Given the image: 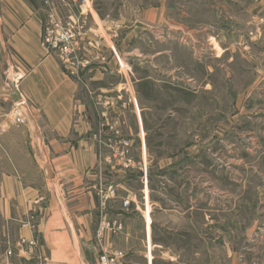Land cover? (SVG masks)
<instances>
[{"label": "crops", "instance_id": "0c3cea01", "mask_svg": "<svg viewBox=\"0 0 264 264\" xmlns=\"http://www.w3.org/2000/svg\"><path fill=\"white\" fill-rule=\"evenodd\" d=\"M80 2L0 0V109L16 102L14 85L26 102V123L8 125L0 135V264H102L103 254L115 264H153L155 258L145 242L152 220L138 200L148 136L138 98L149 90L138 87L142 78L120 70L111 39L122 23L134 30L127 35H137L144 13L136 9L128 17L122 0ZM71 21L83 31L80 58L92 60L76 73L42 45L49 25ZM128 95L135 120L130 132ZM126 139L129 146L136 141L137 158L128 154ZM111 188L115 196L101 204ZM106 222L122 228L100 231ZM22 237L35 240L31 255L20 249Z\"/></svg>", "mask_w": 264, "mask_h": 264}, {"label": "rangeland", "instance_id": "374dc122", "mask_svg": "<svg viewBox=\"0 0 264 264\" xmlns=\"http://www.w3.org/2000/svg\"><path fill=\"white\" fill-rule=\"evenodd\" d=\"M124 1L144 13L137 35L122 23L111 39L123 74L151 90L138 200L153 264H264V0Z\"/></svg>", "mask_w": 264, "mask_h": 264}, {"label": "built area", "instance_id": "2783aa9c", "mask_svg": "<svg viewBox=\"0 0 264 264\" xmlns=\"http://www.w3.org/2000/svg\"><path fill=\"white\" fill-rule=\"evenodd\" d=\"M86 0H81L80 4L85 5ZM78 21H71L66 24L63 23H52L49 25L43 34L42 45L49 51L54 53L64 64H68L71 67V73H76L81 67H87L91 64V58H80V38L83 31L78 26ZM115 28H119L116 25ZM114 35H117L116 29L113 30ZM98 41V40H97ZM95 46H99L97 43ZM113 52L117 57L120 70H124L125 66L117 53L115 47L112 45ZM74 70V71H73ZM26 102L24 100H18L14 103L11 109L8 111H3L0 109V135L5 131L8 125H22L26 123L25 115ZM129 140L123 142L125 147H129ZM128 149V148H127ZM142 175L144 184L148 183V168L147 164L143 163L141 165ZM115 188H111L109 192L101 194V204L105 205L108 199L115 196ZM124 206L128 207L131 203V199L127 198L124 200ZM100 231L104 230L105 227H109L113 232L121 230V224L116 226L111 225L109 222L104 223ZM18 245L22 251L27 255H31L35 248V240L26 239L22 237L18 241ZM12 249H8L7 256L12 255ZM100 261L102 264H115V260L109 258L106 254L100 256ZM36 264H44L43 261H38Z\"/></svg>", "mask_w": 264, "mask_h": 264}, {"label": "trees", "instance_id": "16d2710c", "mask_svg": "<svg viewBox=\"0 0 264 264\" xmlns=\"http://www.w3.org/2000/svg\"><path fill=\"white\" fill-rule=\"evenodd\" d=\"M149 88H151V87H149ZM149 92H151V90H149ZM150 94V93H149ZM148 94V95H149ZM159 132V131H158ZM158 135L160 134L161 135V133H157ZM154 136V135H153ZM153 136H151V135H149V136H147V146H148V149H149V152H151V153H153L154 151H153V148H152V142H153V140H154V137ZM160 147H161V145H160ZM160 147H158V148H160ZM162 153L163 152H161L160 151V153L157 155V156H161L162 155ZM151 189H153V187L151 186ZM155 196H154V194H152L151 193V198L154 200L155 198H154Z\"/></svg>", "mask_w": 264, "mask_h": 264}, {"label": "water", "instance_id": "95a60500", "mask_svg": "<svg viewBox=\"0 0 264 264\" xmlns=\"http://www.w3.org/2000/svg\"><path fill=\"white\" fill-rule=\"evenodd\" d=\"M10 92H11V95H12V98L14 99V101L20 100L21 95H20L19 89L16 85H14L13 88H10Z\"/></svg>", "mask_w": 264, "mask_h": 264}]
</instances>
